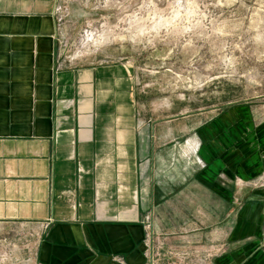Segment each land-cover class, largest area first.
Returning <instances> with one entry per match:
<instances>
[{
	"label": "crops",
	"instance_id": "0c3cea01",
	"mask_svg": "<svg viewBox=\"0 0 264 264\" xmlns=\"http://www.w3.org/2000/svg\"><path fill=\"white\" fill-rule=\"evenodd\" d=\"M58 4L0 0V237L20 264H264V117H154L129 62L62 56Z\"/></svg>",
	"mask_w": 264,
	"mask_h": 264
},
{
	"label": "rangeland",
	"instance_id": "374dc122",
	"mask_svg": "<svg viewBox=\"0 0 264 264\" xmlns=\"http://www.w3.org/2000/svg\"><path fill=\"white\" fill-rule=\"evenodd\" d=\"M58 6L62 56L129 62L154 117L214 116L234 106L264 117V0H59ZM5 238L0 264H20L18 240L7 245Z\"/></svg>",
	"mask_w": 264,
	"mask_h": 264
}]
</instances>
